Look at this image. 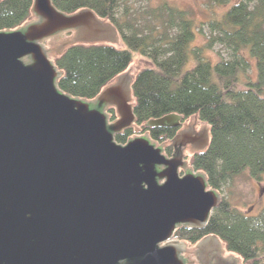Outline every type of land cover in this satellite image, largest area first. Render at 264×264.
<instances>
[{
	"label": "water",
	"instance_id": "obj_1",
	"mask_svg": "<svg viewBox=\"0 0 264 264\" xmlns=\"http://www.w3.org/2000/svg\"><path fill=\"white\" fill-rule=\"evenodd\" d=\"M31 13L35 20L0 31V264H185L174 233L203 228L220 193L192 168L179 177L187 165L181 151L167 159L164 144L147 134L116 143L134 124L132 71L93 100L59 90L54 58L67 45L123 48L111 23L87 9L62 13L51 0H33ZM181 118L169 114L146 126L176 128ZM194 120L204 142L193 146L187 133L174 146L207 147L208 127ZM209 238L226 258L223 243Z\"/></svg>",
	"mask_w": 264,
	"mask_h": 264
},
{
	"label": "trees",
	"instance_id": "obj_2",
	"mask_svg": "<svg viewBox=\"0 0 264 264\" xmlns=\"http://www.w3.org/2000/svg\"><path fill=\"white\" fill-rule=\"evenodd\" d=\"M223 5L229 0H212ZM33 0H1L0 31L20 27L32 17ZM126 0H51L62 13L87 9L117 30L124 48L115 44H69L55 56L61 72L57 86L77 99L93 100L122 75L132 62V53L145 57L150 66L138 71L131 83L134 124L116 134L125 144L135 128L154 141H165L174 128L147 127L146 123L165 115L196 117L208 126L209 142L194 152L190 166L205 176L208 188L221 193L236 176L247 173L260 183L264 177V0H239L209 22L218 32L215 42L231 50L230 58L212 63L191 48L195 31L186 12L164 4L156 17L165 13L161 31H145L131 17ZM122 13L118 16L119 8ZM167 24H163V23ZM146 29L148 28L145 26ZM175 28L174 34H169ZM158 32V33H157ZM69 34V33H68ZM248 49L255 60L256 79L246 72ZM190 54H194L189 68ZM116 119L113 108L107 110ZM169 154L171 149L166 148ZM214 236L226 251L238 255L244 264H264V208L257 216H246L223 198L203 228L180 227L174 238L194 244Z\"/></svg>",
	"mask_w": 264,
	"mask_h": 264
},
{
	"label": "rangeland",
	"instance_id": "obj_3",
	"mask_svg": "<svg viewBox=\"0 0 264 264\" xmlns=\"http://www.w3.org/2000/svg\"><path fill=\"white\" fill-rule=\"evenodd\" d=\"M237 1L239 0H229L223 5H218L212 0H126L125 7H128L131 17L136 20L141 30L147 33L146 30H150V27H153L156 28L155 34L156 31H161L163 29L161 28V21L167 18L165 13H163V15L159 18L156 17L159 13H161L159 8H161L164 4H167L176 10L186 12V15L193 20L195 28V36L194 41L191 44V48L196 49L201 56L214 63L220 58L229 59L231 50L215 42L218 32L211 31L209 22L212 20H219L222 13ZM122 12V6H120L118 12L119 17ZM163 24L167 23L164 22ZM145 26L148 28L146 29ZM174 30L176 29L171 28L169 34H174ZM242 55L249 63L246 75L251 80H255L256 67L254 58L251 57L248 49H244L242 51ZM193 59L194 54H190L187 68L192 66ZM148 66H150V63L145 57L139 53H132V62L127 70L132 71L136 76L139 70ZM191 118L192 117H190V119ZM134 132L135 134L131 138L143 137L147 134L140 128H135ZM167 142L168 141H157L155 143L159 147ZM190 158L191 154L189 155V168H191ZM220 195L223 198L229 199L231 204L242 214L246 216H257L264 208V177L260 183H257L256 181L250 179L247 173H242L232 179L231 182H229L222 189ZM181 242H185V256H187L188 260H194L193 252L195 250V245L190 244L187 241ZM225 253L226 258H240L238 255L226 251V249Z\"/></svg>",
	"mask_w": 264,
	"mask_h": 264
},
{
	"label": "flooded vegetation",
	"instance_id": "obj_4",
	"mask_svg": "<svg viewBox=\"0 0 264 264\" xmlns=\"http://www.w3.org/2000/svg\"><path fill=\"white\" fill-rule=\"evenodd\" d=\"M35 19L36 18L32 16L31 21L35 20ZM108 116H109V114H108ZM110 121H114V120H110ZM196 126H197V121L194 120L191 122L190 117L189 118H181L179 126L174 128L175 131H174V135L172 136V138L165 140V141H168V143L164 144L163 147H161L163 149V153L167 159H172L177 151H181V153L183 155L182 161L186 162L187 165H186V168H183V167L179 168V171H178L179 177H182L189 169L185 153L187 151H189V152H191V155H192L194 152L199 151L193 146H199V144L201 145L204 142V140L202 139V136H204L203 133L205 132V130H196ZM187 133H192L194 135V138L191 141V142H193V146L191 144H186L184 146H179V145L174 146L173 145V140L177 136L186 135ZM150 140L152 141L151 138H150ZM155 142H157V141H154V143ZM166 148L171 149L169 154L166 153V151H165ZM162 169H164L163 166L158 167V171H161ZM156 181L158 184H162L164 182V179H156ZM185 228H188V227H185ZM206 237H208V236H206ZM206 237L200 239L199 241H197L196 243L193 244V245H195V250L193 252L194 260H188L187 256H185V247H184L185 242L183 243V242H181L182 240H178V239L174 238L176 241L182 243L183 248L181 247V251L179 253V256H180V258H182L184 260L185 264H221L219 261L220 258L231 259V257H229V258L223 257V254H222L223 250H222L221 246L220 245L217 246V242L213 238H209V239L204 240Z\"/></svg>",
	"mask_w": 264,
	"mask_h": 264
}]
</instances>
